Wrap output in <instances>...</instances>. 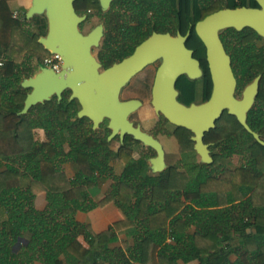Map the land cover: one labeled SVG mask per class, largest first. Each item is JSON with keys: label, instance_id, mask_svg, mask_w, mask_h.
<instances>
[{"label": "trees", "instance_id": "obj_1", "mask_svg": "<svg viewBox=\"0 0 264 264\" xmlns=\"http://www.w3.org/2000/svg\"><path fill=\"white\" fill-rule=\"evenodd\" d=\"M8 1L0 0V62L4 64L0 67V264H151L154 258L155 264H177V254L185 262L229 264L234 252L240 253L235 264H264V145L225 112L205 138L214 146V163H199L187 149L189 180L179 189L178 167L153 174L147 159L134 158L127 143L111 151L106 136L94 131L87 118H78L80 105L68 97L60 103L54 97L19 115L29 93L22 81L37 74L51 53L39 43L47 33L46 19L28 21L24 15L18 23ZM239 7L257 4L255 0H114L106 12L104 44L110 56L102 52L100 59L109 67L154 32L185 34L192 29L195 37L199 21ZM75 8L80 14L88 9L101 12L97 0H78ZM226 34L234 39L228 50L238 93L262 75L248 124L264 141V39L249 28L229 29ZM113 35L129 38L119 41L111 39ZM200 44L196 58L205 61L206 49ZM206 73L199 81L180 79L182 103L207 99V66ZM38 129L45 131L46 142L36 139ZM237 152L243 154L242 164L240 170H232L226 165ZM110 157L125 163L121 174ZM66 166L75 170L73 178ZM110 180L109 191L103 193ZM42 193L47 194V207L40 211L35 202ZM111 202L126 214L117 228L96 234L77 221L79 212ZM192 226L197 229L190 235ZM126 229L140 237V244L127 250L111 248L118 241L117 233ZM168 236L172 242H166Z\"/></svg>", "mask_w": 264, "mask_h": 264}, {"label": "water", "instance_id": "obj_2", "mask_svg": "<svg viewBox=\"0 0 264 264\" xmlns=\"http://www.w3.org/2000/svg\"><path fill=\"white\" fill-rule=\"evenodd\" d=\"M77 1L32 0V5L25 14L26 19H46L47 33L40 37L39 43L46 51L62 58V68L57 72L42 64L37 74L22 81V88L29 90V93L19 115H27L33 107L50 102L54 97L61 100L63 93L70 91V101L76 100L81 106L78 112L80 119H89L94 130H98L108 120V128L112 131L109 141L117 135L123 141L125 135H130L154 149L157 155L148 160L149 168L152 173L161 174L168 169L161 142L129 121L130 114L140 104L122 102L120 95L134 76L162 59L153 88V108L171 124L193 134L192 140L201 164L214 163L210 145L204 142V138L216 128L217 121L225 112L236 117L247 132L264 145L261 135L248 124L249 113L260 92L262 75L247 84L239 97L232 58L221 38L225 30L241 32L249 28L264 39V0H256L259 8L222 9L196 24L195 33L206 48L212 92L207 101L190 105L179 101L176 83L184 75L192 81H197L204 75L200 61L194 57V51L186 46L191 31L185 36L178 33L177 37L170 33L155 32L137 46L130 57L103 70L94 50L102 42L104 27L98 25L84 34L80 25L86 17L79 16L76 12ZM98 1L103 11H108L114 2Z\"/></svg>", "mask_w": 264, "mask_h": 264}, {"label": "flooded vegetation", "instance_id": "obj_3", "mask_svg": "<svg viewBox=\"0 0 264 264\" xmlns=\"http://www.w3.org/2000/svg\"><path fill=\"white\" fill-rule=\"evenodd\" d=\"M98 3H99V6L101 8V4H100L99 1H98ZM256 4H257V7H252V8H259V5H258L257 1H256ZM108 11H103L102 8H101V12H99L97 9L96 10L95 9H88L86 11V13L80 14L76 10V12L78 13L79 16H85L86 17V19L80 25V29H81L82 32H83V26L85 24H87L93 17L96 16V17L102 19V22L99 25H103V27H104V37L102 39V42H101L100 46L97 48L99 50V54L96 56V58L102 64L103 70L111 67L115 63H119V62L123 61L124 59L130 57L133 54V52L135 51L136 47L139 46L141 43H143L145 40H147L150 37L149 36L148 38H146L145 40H143L139 45H137L134 48V50L132 51V53H130L128 56L124 57L120 61H117V62L113 61V63L111 64V66L105 67L104 64H103V62L101 61L100 57H101V53L102 52H104V54L106 52V58H109V56H110V52H107V50L105 49L106 48L105 47V44H104V40L106 39V12H108ZM189 31H191V34H190V36H189V38H188V40L186 42V46L189 49H191V50L194 51V57L196 58V50L202 46L200 44V42L202 43V41L199 39V37L197 36V34H196L197 37L196 36L194 37L192 35V29H189L185 34H182L180 31H177L175 33H172V32H164L162 34L170 33L173 37H177L178 33H181L183 36H185ZM156 33H161V32H156ZM227 35H229V34H226V30H225L224 32H222L221 38H222V41H223V43L225 45L226 51L228 52V54L232 58V55L230 54L228 48L230 47L229 46L230 44L234 43V39L231 37L232 38L231 41H227ZM110 38L111 39H114V40L121 41V40H124V39L129 38V37L113 35ZM193 38H196V40L199 43L196 41L197 42V45H195L193 48H191L190 47V43H191V40ZM110 46L111 47H114L116 45L114 43H112V44H110ZM203 46H204V44H203ZM196 59H198V58H196ZM198 60L200 61L201 67H202V69L204 71L203 77L201 79H199V80L204 79L205 76L207 75V73H206V66H207V71H208V75H209L210 83L208 84V96H207V99L205 100V101H207L209 99L210 95H211V92H212V81H211V77H210L209 67H208V64H207V54H206V60L205 61L200 60V59H198ZM162 63H163V60L162 59H159L155 63H153L152 65L146 67L142 72H140L136 76H134L129 81V83L122 89V92H121V95H120V100L122 102H136V103H139L140 104V107L136 111H134L133 113L130 114L129 121L135 127H140L142 131H144L147 134L153 136L155 139H157V140H159L161 142V144H162V146L164 148V151H165L166 163L168 165V169L171 166H176L179 169L180 168H183L184 170H186L185 169V162H184V159H185L184 158L185 151L188 149V151H189L188 153L189 154L190 153H194L195 155H197V157H199L198 154H197V152L195 151V143L192 140L193 134L190 131H189V134L183 132L180 129H184V128H180V127H177V126L171 124L162 114H157L155 112V110L153 108V104H152V102H153V88H154V85H155V80H156L157 72H158L160 66L162 65ZM232 66H233V58H232ZM183 77H186L188 80H190L187 76L184 75V76H181L178 79L177 83H176V88L179 91V97H178V99H179L180 102H181V100H180V98H181V90L179 89V81ZM199 80H197V81H199ZM241 92H242V90H241ZM70 95H71V92L70 91H65L63 93V95H62V99L61 100H59L57 97H55V98H57L58 103L62 102L66 97H68V101L69 102H73V101H70ZM238 95H239V93H238ZM205 101H203V102H205ZM75 102H78V101L75 100ZM203 102H200V103H203ZM194 103H197V102H194ZM78 104H79V102H78ZM147 106H150L153 109V111H154L155 121H154V124L151 127V129H146L144 127V125H143L142 119L139 118V116H138V115H141V111L144 108H146ZM80 110H81V106H80ZM77 116H78V114H77ZM108 124H109V121L108 120H105L102 123V125L100 126V128L98 129V131H100L104 137L106 136L107 141L110 144V150L111 151H113L112 148H111V145L112 144H118V150H119L122 146H124L127 143V146L130 149H132L134 153L136 151L134 147L140 146L141 148H144L147 152L154 154L151 158L156 157L157 153H156V151L154 149L143 145L141 142L135 140L130 135H125L123 141L121 140V138H120L119 135H117L114 139H112L111 141H109V137L111 136L112 131L108 128ZM92 129H93V123H92ZM94 131H97V130H94ZM205 138H206V136H205ZM205 138H204V142L206 143ZM167 141L168 142H171V143H173V145H176L177 146V150H178V153L180 155L179 160L177 162H175V164H173V165H169L168 164V160H169L168 158L170 156V151H168V148H167ZM206 144H208V143H206ZM208 145H210V150H211V154H212V157H213V155L215 154L214 146H213V144H208ZM117 151H113V152H117ZM149 159H147V161ZM199 163H200V157H199Z\"/></svg>", "mask_w": 264, "mask_h": 264}, {"label": "crops", "instance_id": "obj_4", "mask_svg": "<svg viewBox=\"0 0 264 264\" xmlns=\"http://www.w3.org/2000/svg\"><path fill=\"white\" fill-rule=\"evenodd\" d=\"M31 5H32V0H9L8 1V7L10 9V12L12 13L13 19L18 23L24 21L23 17L28 11V9L31 7ZM16 13H17V17H15ZM38 131L44 132V134H46L45 131L41 129L36 130L35 133ZM38 141L46 142V140H38ZM185 175H188L186 170H184L183 168H180L178 175H177V187L179 189L184 188L189 180V175H188V180L182 181V178H180V176L184 177ZM35 205L38 210L40 211L45 210V208L47 207V194L46 193L40 194L36 199ZM234 215H236L235 212H234ZM76 219L78 222L82 224H87L91 226L92 230L96 234H102L104 232H107L111 228H117L121 222L126 220V214L124 213V211L120 208V206L117 203L111 202L102 208L98 207L89 212H79L76 216ZM196 229L197 228L195 226H192L191 228L188 229L187 233L190 235H193L196 232ZM167 231L168 230H166V232ZM117 237H118V241L112 244L111 248L127 250L131 247L137 246L141 242L140 237L138 235H133L131 229H126V230L118 232ZM80 241L85 244L83 238H80ZM166 242L167 243L172 242V239L168 236V239ZM204 244L207 245L206 243ZM209 245L212 248L216 244H209ZM235 247H237V245ZM219 248H221V246ZM157 251H156V254H157ZM239 254L240 253L238 252L232 253L229 257V264H235L239 259ZM154 262H155V258L152 260L151 264H155ZM176 262L177 264H202L200 260L185 262L182 259V256H180L179 254L176 255ZM132 263L140 264L136 261H133ZM8 264H12V261H10ZM35 264H43V263L40 261L39 262L37 261L35 262ZM106 264H112V263L110 261V263L106 262Z\"/></svg>", "mask_w": 264, "mask_h": 264}, {"label": "rangeland", "instance_id": "obj_5", "mask_svg": "<svg viewBox=\"0 0 264 264\" xmlns=\"http://www.w3.org/2000/svg\"><path fill=\"white\" fill-rule=\"evenodd\" d=\"M102 22L101 18L98 17H93L87 24H85L83 26V32L85 34H88L93 28H95L96 26H98L100 23ZM33 30H35V27H32ZM231 35H227V41H231ZM264 43H262L261 45L263 46ZM193 45H197V43L194 41ZM94 54L95 56H97L99 54V50L96 49L94 50ZM239 97H241V91L239 92ZM139 118L142 119L143 121V125L146 129H151V127L154 124L155 121V117H154V111L150 106H147L146 108H144L141 111V115H138ZM138 118V117H137ZM35 137L38 140H46V134H44V132L38 131L35 133ZM111 148L113 151H117L118 150V144H112ZM135 148V153L133 155L134 158L138 159L141 156H144L146 159L151 158L154 154L153 153H149L147 152L144 148H141L140 146H136ZM167 148L168 151H170V156H169V160H168V164L169 165H173L175 164V162H177L180 158V155L178 153L177 150V146L173 145V143L168 142L167 141ZM110 163L114 166L117 174H121V172L123 171V168L125 166V163L120 161V160H116L114 159V157H110ZM196 160L199 161V157L195 158ZM242 159H243V154L241 155L240 153H236L233 155V157L231 158V160L229 161V163L226 165L228 168L232 169V170H240L241 164H242ZM148 162V161H147ZM66 172L67 174L71 177L74 176L75 170L72 169L71 166H66ZM180 178H182V181H186L188 180V175L180 176ZM112 185V181H108L104 187H103V193H106L107 191H109L110 187Z\"/></svg>", "mask_w": 264, "mask_h": 264}, {"label": "built area", "instance_id": "obj_6", "mask_svg": "<svg viewBox=\"0 0 264 264\" xmlns=\"http://www.w3.org/2000/svg\"><path fill=\"white\" fill-rule=\"evenodd\" d=\"M15 17H17V13L15 14ZM43 64L46 67L52 68L53 70L59 72L62 68V58L57 54H51L45 59ZM3 65V62H0V67H2Z\"/></svg>", "mask_w": 264, "mask_h": 264}]
</instances>
